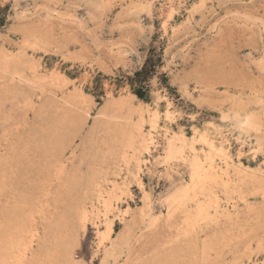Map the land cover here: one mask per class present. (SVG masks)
<instances>
[{"label":"rangeland","instance_id":"1","mask_svg":"<svg viewBox=\"0 0 264 264\" xmlns=\"http://www.w3.org/2000/svg\"><path fill=\"white\" fill-rule=\"evenodd\" d=\"M0 10V243L10 264L24 255L27 264H102L106 221L132 247L106 264L163 251L183 217H170L166 200L187 173L159 156L171 134L197 131L223 144L230 164L253 168L255 179L240 190L214 186L222 218L218 230L201 225L202 240L209 245L222 233L220 262L212 252L219 264H264V0H0ZM149 59L144 80L137 74ZM120 99L147 107L146 131L159 112L139 171L135 161L127 168L96 155L110 142L94 128ZM58 157L71 176L55 184ZM223 160L216 157L219 172ZM100 191L115 193L108 214Z\"/></svg>","mask_w":264,"mask_h":264},{"label":"bare ground","instance_id":"2","mask_svg":"<svg viewBox=\"0 0 264 264\" xmlns=\"http://www.w3.org/2000/svg\"><path fill=\"white\" fill-rule=\"evenodd\" d=\"M4 65H5V63H4ZM1 66H3V65H1ZM3 68H4V66H3ZM0 70H2V67ZM5 73L8 74L7 71ZM10 73H12V72L10 71ZM106 108H105L106 112H104L105 111V109H104L103 110L104 113L101 112L102 115H100L102 117L99 118V120L101 121L99 124L100 127H99V125L97 126V124H96L97 127H95V128L93 127L95 134L92 133V135H96V133L98 131H102V133L106 137V139L107 138L109 139L110 144L109 145L107 144V146H108V148L106 147L107 151L102 152L101 154H96L97 157H99L102 160V162H104V164H109L112 162H114V163L115 162L116 163L122 162L123 164H125V167H127V168L131 162L135 161V163H136L135 168H137L136 170L139 171L141 169V163L144 162V155H147V156L151 155V151H152L153 145H154V137L152 135V131L156 127L159 112L155 111L154 113L150 114V119H149L150 127L149 128H151V130L146 131L145 126H144L145 117L143 116V113H144V111L146 112L147 107L146 108L145 107L144 108L143 107L134 108L131 105L129 99L128 100L120 99V100L116 101L115 103H110V105H108V107H106ZM136 115H137V119L135 118ZM62 117H63L62 120H64V121L69 120L67 116H62ZM69 125H71V123ZM77 125L78 124L74 125V123H73V126H74L73 129L74 130L75 129L77 130V127H78ZM82 126L84 127V125H82ZM78 131L81 132V130H78ZM78 131L76 133L79 135L80 133H78ZM90 137H92V136H90ZM166 141L167 142H166V146H165L163 155H160L159 157H165L167 160H173V161L175 159H176V161L179 160L181 166H183V168L186 170V173H187L186 182H185V184H182V187H180V188L177 187L178 184L174 185L177 181L176 182L173 181L172 185H174L175 190L170 195V197L166 200L167 211H168L170 217H171V215L172 216L174 214L176 215V213H181V215L183 216L181 225L179 227L180 230L177 229L178 234L176 235V237L172 241L168 242L164 246L163 251L154 253L150 259L143 261L144 259H139V260L138 259H131L128 256V259L125 260L126 262L123 264H219L220 260L222 259L221 253H223L225 250H223L221 252V250H220L221 244L218 243L217 239L219 237H217V234L220 233V235H221L222 233L220 231H217L218 233L215 234V236L213 235L214 241L211 242V244H209V245H206L204 240H202V238H201V225L202 226H208L209 228L210 227H216L217 228V225L219 224V219L222 218L221 214L218 212V208H221V207H219L220 203H219L218 198H217L218 193L217 192L215 193L214 190H216V188L214 186L217 187V184L220 183L219 185H223L227 189L231 188L232 191H234L236 189L240 190L242 185H246L247 183H254L255 179L253 178V175L250 176L251 174L249 175V173H248L249 170L253 169V168L247 167L245 165H243L244 167L241 165H233L234 163L230 164L229 163L230 161H228L230 156L226 152V148L223 146V144L216 146V144L214 143V140L212 138H210V136L207 133H201V132L197 131V132L193 133V136L191 138H188L184 134V132H179V133L176 132L174 134H171L170 137H167ZM105 142H106V140H105ZM197 142H200L202 144V147H203L202 153L196 148L195 143H197ZM52 153H54V152H52ZM46 155H48V154H46ZM219 156H221L225 159L223 161H226V164H224L226 166V168L225 169L222 168V170L220 169V172L217 170L218 166L216 164V162H217L216 157L219 158ZM43 157H44V155H43ZM11 159H12V157H11ZM93 159H95V158H93ZM44 160L48 163V161L46 160V157H44ZM52 163H54V162H52ZM54 164H55L54 168L56 171L55 175L57 176V181L54 180L55 184H56V182L62 181L64 178H66L70 174L67 171V167H66L67 165H65L60 160V158ZM117 164H116V166H117ZM52 166H53V164H52ZM52 166H50V168ZM45 168H46V166H45ZM52 169H53V167H52ZM45 171H47V170H45ZM217 171L219 173L214 174V172H217ZM129 172H131V171H129ZM232 172L236 173L235 175L239 176L238 182H236V181L234 182V180H233L234 178L232 177V174H231ZM136 173H137V171H136ZM54 178H52V179H54ZM181 178H182V180L184 179L183 176H181ZM248 179H250V180H248ZM138 182H139L140 187L143 188V190H144V184H143V182H141V180L139 178H138ZM48 184H51V183H48ZM53 185H54V183H53ZM64 186L66 187L65 184H64ZM92 186H93V184H92ZM223 186H222V188H223ZM48 187H49V185H47V190H48ZM96 187H98V186H96ZM96 187H94V188H96ZM45 188L43 190H45ZM94 188H93V190H94ZM65 189H67V187ZM262 190H263L262 191L263 194H261V193L260 194L263 195V197H264V188ZM52 191H54V190H52ZM225 192H226V190H225ZM82 193H81V195H82ZM104 193L105 192H102V191H100V193H98L99 196L97 198L98 199L97 202L99 204L100 203L102 204L103 210L106 212V214H108L113 209V207L115 206L113 203V200L115 197L113 194H115V193L109 194L108 196L107 195L105 196ZM58 194L60 195V193H58ZM216 194H217V196H216ZM83 196H84V194H83ZM96 196H95V198H96ZM88 197H91V196H88ZM40 198H42V197H40ZM144 199L149 201L148 200L149 199L148 193H146ZM85 201H88V200H85ZM97 202L95 204H97ZM74 207L76 208L77 206H74ZM84 207H85V205H84ZM91 207H93V205ZM80 208L82 209V207H80ZM149 208H150V205H149ZM87 209L88 208H86V211H87ZM79 211H80V209H79ZM211 211H215L214 212L215 214H213ZM223 211H225V209H223ZM81 212H79V213H81ZM151 212H152V210L150 208L149 209L150 215H151ZM220 212H222V211H220ZM142 213H144V210L142 211ZM222 214H224L223 217L226 219H229V220L233 219L232 218L233 215H231L230 212H228L227 214H225V212H224ZM79 215L81 216L82 214H79ZM236 216H237V213H236ZM83 217H82V219H83ZM217 222H218V224H217ZM85 223H86V221H85ZM81 224H83V223H81ZM105 225H106V227L101 234V245L105 246V250H103L104 251L103 257L104 258H103L102 264H106L107 261H109L111 258L116 259V260L119 257L123 258L124 254H129L132 250L131 245H129V242L126 239L127 233L124 236H121L119 238H117V237L114 238L115 232H114L112 223H110L109 221H106ZM61 228H63V227H61ZM131 229L132 228L129 227L128 234H130ZM217 230H218V228H217ZM62 231H64V230L62 229ZM204 234H205V232H204ZM65 237L66 236L64 235L62 240ZM204 237H205V235H204ZM27 245H29V244H27ZM218 245H220V246H218ZM201 248H202V250H201ZM223 249H225V247H223ZM10 250H11V248H10ZM213 251L216 253L215 255L217 256V259L219 258V262L216 261V259H215L216 257L212 256ZM20 252H21V250H20ZM27 252H28V250H27ZM18 253H19V251H18ZM211 257L214 258L215 261L211 260L210 259ZM26 258H27V256H25V255L22 256V260H20L18 264H27V263H25V261L27 260ZM17 259H18V257H17ZM34 259H36V258L34 257ZM26 262H28V261H26ZM29 262H30V264H32L31 260ZM14 263L15 262H13V264ZM0 264H10L8 250H6L2 246L1 243H0ZM49 264H52V263H49ZM53 264H55V263H53Z\"/></svg>","mask_w":264,"mask_h":264},{"label":"trees","instance_id":"3","mask_svg":"<svg viewBox=\"0 0 264 264\" xmlns=\"http://www.w3.org/2000/svg\"><path fill=\"white\" fill-rule=\"evenodd\" d=\"M5 10H0V25L4 24V21H5V18H4ZM150 62H151V59H149L147 65L145 66L143 71L138 73L137 76H143L144 75V80L146 78H148V76L145 77V75H149L151 73V70L149 69V68H151ZM146 94L147 93H146V88L145 87H141L137 91V95L139 96V98H144Z\"/></svg>","mask_w":264,"mask_h":264}]
</instances>
